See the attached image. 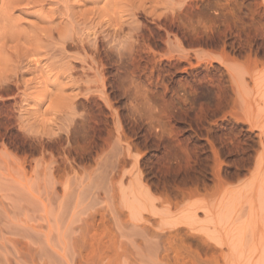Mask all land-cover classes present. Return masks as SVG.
I'll return each mask as SVG.
<instances>
[{"label":"rangeland","instance_id":"374dc122","mask_svg":"<svg viewBox=\"0 0 264 264\" xmlns=\"http://www.w3.org/2000/svg\"><path fill=\"white\" fill-rule=\"evenodd\" d=\"M0 264H264V0H0Z\"/></svg>","mask_w":264,"mask_h":264}]
</instances>
